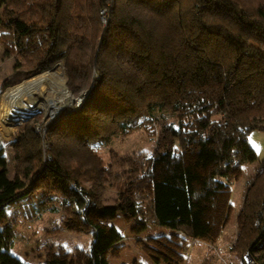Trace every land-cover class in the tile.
Masks as SVG:
<instances>
[{
    "label": "trees",
    "instance_id": "obj_1",
    "mask_svg": "<svg viewBox=\"0 0 264 264\" xmlns=\"http://www.w3.org/2000/svg\"><path fill=\"white\" fill-rule=\"evenodd\" d=\"M3 4L0 38L17 58L36 61L38 72L62 63L74 95L84 92L94 78L80 108L63 115L49 131L68 142V153L47 133L50 153L42 172L63 192H70V201L84 213L82 220L92 226L90 264H107L104 254L118 240V231L87 220V215L100 220L116 213L127 217L146 213L123 193L117 206L95 207L85 200L89 191L73 176L74 166L82 163L76 161L70 144H84L92 159H100L93 147L99 142L90 141L107 142L98 138L101 130L109 132L103 125L107 121L110 135H125L175 119L167 127L173 144L155 153L145 173L148 185L156 183L152 222L188 237L203 236L205 207L200 195L208 191L207 181L197 178L186 157L196 148L202 164H213L214 193L224 192L234 173L257 159L248 136L264 131V0H114L104 27L100 11L108 8L107 0H4ZM20 140L30 145L16 158L25 182L39 175L44 142L31 126L24 128ZM157 163L162 165V182L154 170ZM7 180V173L0 171V189L5 186L0 195V264H24L9 253L12 231L3 223L6 207L19 205L31 194ZM240 231L239 250L253 264H264L260 254L264 159L247 184Z\"/></svg>",
    "mask_w": 264,
    "mask_h": 264
},
{
    "label": "rangeland",
    "instance_id": "obj_2",
    "mask_svg": "<svg viewBox=\"0 0 264 264\" xmlns=\"http://www.w3.org/2000/svg\"><path fill=\"white\" fill-rule=\"evenodd\" d=\"M113 1L107 0L108 8L100 11L102 27L108 22ZM3 2L4 0H0V18ZM3 32L0 23V34ZM35 65L36 61L17 58L16 53L8 50L0 38V105L8 89L19 87L46 74L48 86H41L43 91L39 96L54 100L58 104L67 99L71 101L53 116L35 111L32 118L27 115L18 122L9 121V127H2L0 123V152L3 161L0 171L7 173L8 184L13 183V187L31 194L30 199L27 198L28 202L26 200L19 205L12 204L5 209L7 218L3 225L8 223L12 231L9 253L24 264H90L94 240L92 226L82 220L84 213L72 204L70 192H63L59 183L52 181V177L43 175L42 172L47 167L45 155L50 153L47 133L53 143L58 141L59 146L63 145L60 148L68 153V142L59 141L57 135L50 134L49 131L63 115L71 114L80 108L90 94L94 78L84 92L74 95L68 87L62 63L43 72H38ZM85 94L86 98L82 100ZM171 123H175V119L169 118L156 126L141 128L125 135H110L111 121H107L103 125L108 127L109 132L101 130L98 137H105L107 142L102 143L98 139L90 141L99 142L93 146L95 153L100 157L98 160L92 159L84 144H70L76 153V161L80 160L82 163L80 167L74 166L73 176H78L83 187L91 194L86 195L87 202H93L97 208L113 207L121 203L119 197L123 193L132 196L141 204L142 209L146 210V213L136 217L116 213L112 219L97 220L95 215H87V220L98 221L102 226H115L119 233H116L118 240L105 252L104 260L107 264H253L252 258L245 251L239 250L241 210L247 184L254 177L260 161L264 159V131L255 130L249 134L248 141L256 152L257 159L249 161L237 170L234 179L228 184L229 187L222 193H214L215 186L211 181L214 174L213 164H202L197 158L196 148L187 155V165L196 172L200 181L206 179L208 187L206 194L200 195V202L205 207L203 221L206 222L201 226V229H204L203 236H200L199 232L200 234L197 233L196 237L192 238L185 232L157 226L152 222L151 200L156 183L153 181L148 185L145 173L155 153L167 151L173 144L167 130ZM26 126L33 127L34 132L39 134L44 142L43 164L41 169L36 171L39 175L23 182V172L18 169L16 158L17 152L30 148L27 140H20ZM154 170L158 180H161L162 165L157 163ZM162 181L164 180L160 182ZM197 185L200 189V183ZM4 189L5 186L0 189V195L4 194ZM30 202L35 205L32 206ZM36 207L41 210L38 214ZM260 254L264 255V248Z\"/></svg>",
    "mask_w": 264,
    "mask_h": 264
},
{
    "label": "bare ground",
    "instance_id": "obj_3",
    "mask_svg": "<svg viewBox=\"0 0 264 264\" xmlns=\"http://www.w3.org/2000/svg\"><path fill=\"white\" fill-rule=\"evenodd\" d=\"M46 75H41L19 87L8 89L4 93L0 105V123L2 127L4 125L9 127L11 125L9 121L22 120L25 116L35 113V111L45 112L47 115L53 116L64 105L71 102L70 99H67L58 104L54 100L43 99L39 96L43 91L41 86H48Z\"/></svg>",
    "mask_w": 264,
    "mask_h": 264
},
{
    "label": "water",
    "instance_id": "obj_4",
    "mask_svg": "<svg viewBox=\"0 0 264 264\" xmlns=\"http://www.w3.org/2000/svg\"><path fill=\"white\" fill-rule=\"evenodd\" d=\"M85 96H86V94L84 95V97H83L82 100H84V99L86 98ZM32 115H33V114L30 115L31 118H32ZM28 119H30V118H28ZM17 122H18V121H17Z\"/></svg>",
    "mask_w": 264,
    "mask_h": 264
}]
</instances>
